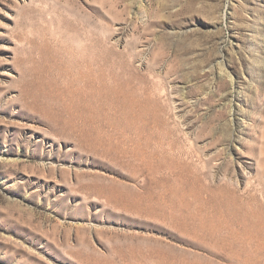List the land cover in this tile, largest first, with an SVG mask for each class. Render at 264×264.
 I'll list each match as a JSON object with an SVG mask.
<instances>
[{"label":"rangeland","instance_id":"rangeland-1","mask_svg":"<svg viewBox=\"0 0 264 264\" xmlns=\"http://www.w3.org/2000/svg\"><path fill=\"white\" fill-rule=\"evenodd\" d=\"M0 264H264V0H0Z\"/></svg>","mask_w":264,"mask_h":264},{"label":"bare ground","instance_id":"bare-ground-1","mask_svg":"<svg viewBox=\"0 0 264 264\" xmlns=\"http://www.w3.org/2000/svg\"><path fill=\"white\" fill-rule=\"evenodd\" d=\"M88 66H89V64H88Z\"/></svg>","mask_w":264,"mask_h":264}]
</instances>
